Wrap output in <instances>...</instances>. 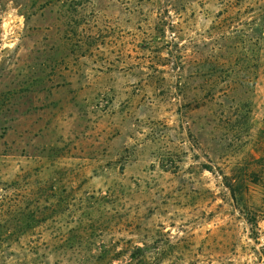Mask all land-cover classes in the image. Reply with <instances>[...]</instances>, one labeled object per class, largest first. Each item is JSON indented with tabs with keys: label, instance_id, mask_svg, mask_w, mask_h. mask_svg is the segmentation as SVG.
I'll return each instance as SVG.
<instances>
[{
	"label": "rangeland",
	"instance_id": "obj_1",
	"mask_svg": "<svg viewBox=\"0 0 264 264\" xmlns=\"http://www.w3.org/2000/svg\"><path fill=\"white\" fill-rule=\"evenodd\" d=\"M0 264H264V0H0Z\"/></svg>",
	"mask_w": 264,
	"mask_h": 264
},
{
	"label": "trees",
	"instance_id": "obj_2",
	"mask_svg": "<svg viewBox=\"0 0 264 264\" xmlns=\"http://www.w3.org/2000/svg\"><path fill=\"white\" fill-rule=\"evenodd\" d=\"M250 222V221H249ZM250 223H252V222H250Z\"/></svg>",
	"mask_w": 264,
	"mask_h": 264
}]
</instances>
